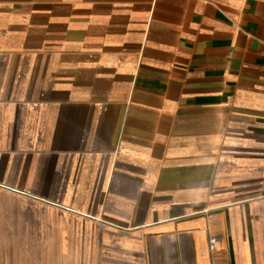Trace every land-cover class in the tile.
I'll return each instance as SVG.
<instances>
[{
    "label": "crops",
    "instance_id": "crops-1",
    "mask_svg": "<svg viewBox=\"0 0 264 264\" xmlns=\"http://www.w3.org/2000/svg\"><path fill=\"white\" fill-rule=\"evenodd\" d=\"M37 233L264 264V0H0V264Z\"/></svg>",
    "mask_w": 264,
    "mask_h": 264
},
{
    "label": "rangeland",
    "instance_id": "rangeland-1",
    "mask_svg": "<svg viewBox=\"0 0 264 264\" xmlns=\"http://www.w3.org/2000/svg\"><path fill=\"white\" fill-rule=\"evenodd\" d=\"M28 236H30V240L32 241V250L30 251V253H32V260H34L37 264H61L62 250L58 247L59 244L57 243V235L48 236L45 235L44 233L42 234L37 233ZM46 237L49 239V244L51 245L49 249H46L45 247ZM74 242L75 240L73 241V243ZM4 252H8V251H3L0 249V263L4 262V257H2V253ZM64 252L66 253L67 257L68 255L70 258L76 257L75 249L72 251H63V253ZM73 261H75V259L72 260V264H75ZM68 262L71 263V259Z\"/></svg>",
    "mask_w": 264,
    "mask_h": 264
},
{
    "label": "built area",
    "instance_id": "built-area-1",
    "mask_svg": "<svg viewBox=\"0 0 264 264\" xmlns=\"http://www.w3.org/2000/svg\"><path fill=\"white\" fill-rule=\"evenodd\" d=\"M208 243H209V250L213 251L216 243V238L214 236L209 237Z\"/></svg>",
    "mask_w": 264,
    "mask_h": 264
}]
</instances>
